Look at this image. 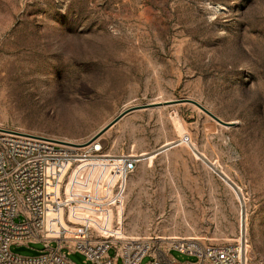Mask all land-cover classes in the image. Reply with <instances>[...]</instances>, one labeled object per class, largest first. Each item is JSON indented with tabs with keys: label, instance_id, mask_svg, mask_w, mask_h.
Wrapping results in <instances>:
<instances>
[{
	"label": "rangeland",
	"instance_id": "rangeland-1",
	"mask_svg": "<svg viewBox=\"0 0 264 264\" xmlns=\"http://www.w3.org/2000/svg\"><path fill=\"white\" fill-rule=\"evenodd\" d=\"M148 103L57 146L45 236L246 239L264 264V0H0V129L83 144Z\"/></svg>",
	"mask_w": 264,
	"mask_h": 264
},
{
	"label": "built area",
	"instance_id": "built-area-1",
	"mask_svg": "<svg viewBox=\"0 0 264 264\" xmlns=\"http://www.w3.org/2000/svg\"><path fill=\"white\" fill-rule=\"evenodd\" d=\"M57 146L72 148L44 136L8 129L0 131V264H73L62 253L64 248L84 254L92 264H117L118 261L141 264L146 256L150 257L148 264L248 263L246 239L236 243H206L202 239L182 238L161 240L160 244L153 245L152 240L140 237L119 240L94 239L89 235L77 239L46 237L48 158L64 154ZM95 148L91 151H102ZM136 162L126 174L134 169ZM53 241L57 246L52 248ZM31 243H43L44 249L32 256L11 250L12 246L30 248ZM111 248L113 256L109 254ZM172 251L196 260L179 262L171 255Z\"/></svg>",
	"mask_w": 264,
	"mask_h": 264
},
{
	"label": "water",
	"instance_id": "water-1",
	"mask_svg": "<svg viewBox=\"0 0 264 264\" xmlns=\"http://www.w3.org/2000/svg\"><path fill=\"white\" fill-rule=\"evenodd\" d=\"M176 103H191L195 106H197L201 111H203L204 113H206L207 115H209L211 118H213L215 121H217L218 123L224 125V126H230L232 125V123L229 122H225L223 121L221 118H219L217 115H215L214 113H212L209 109H207L206 107H204L202 104H200L199 102L192 100V99H180V100H171V101H166L164 104L169 105V104H176ZM162 103H148V104H144V105H138V106H134L131 107L125 111H123L121 114H119L111 123H109V125H107V127H105L102 131H100L99 133H97L96 135H94L89 141H87L86 143L83 144H77V143H72V142H67V141H63V140H56L59 143H63L65 145L71 146V147H86L91 145L96 139H98L108 128H110L111 126H113L114 124H116L119 120H121L124 116H126L127 114H129L132 111L135 110H140V109H146V108H151L157 105H161ZM18 251H30L33 252L34 254H40L39 251L34 250L32 248L26 247V246H20L17 247Z\"/></svg>",
	"mask_w": 264,
	"mask_h": 264
},
{
	"label": "bare ground",
	"instance_id": "bare-ground-1",
	"mask_svg": "<svg viewBox=\"0 0 264 264\" xmlns=\"http://www.w3.org/2000/svg\"><path fill=\"white\" fill-rule=\"evenodd\" d=\"M1 130H5V129H0V131H1ZM58 141H59V140H58ZM62 144H63V143H62ZM86 147H87V146H86ZM72 148H73V147H72ZM76 148H78V147H76ZM81 148H84V147H81Z\"/></svg>",
	"mask_w": 264,
	"mask_h": 264
},
{
	"label": "crops",
	"instance_id": "crops-1",
	"mask_svg": "<svg viewBox=\"0 0 264 264\" xmlns=\"http://www.w3.org/2000/svg\"><path fill=\"white\" fill-rule=\"evenodd\" d=\"M148 264V263H147Z\"/></svg>",
	"mask_w": 264,
	"mask_h": 264
}]
</instances>
